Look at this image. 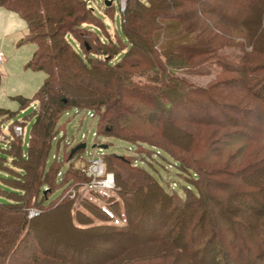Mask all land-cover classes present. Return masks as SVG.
Wrapping results in <instances>:
<instances>
[{
    "label": "rangeland",
    "instance_id": "1",
    "mask_svg": "<svg viewBox=\"0 0 264 264\" xmlns=\"http://www.w3.org/2000/svg\"><path fill=\"white\" fill-rule=\"evenodd\" d=\"M102 1L104 2V0ZM117 1L120 4L123 2L125 8L126 0ZM151 1L153 10L158 11L157 0ZM210 1L213 5L211 10L207 11L202 8L207 13H201L200 10V12L195 10V6L193 7L187 3L182 5L181 9L175 8L176 13H182L183 11L195 12L198 19L202 21V26L197 25L199 29L194 27L189 31V40L194 38L197 42L193 44L192 40L190 43L193 46H201L199 43L202 42V39L205 43L212 44V49L203 55L194 56L190 59L184 58L182 55L176 59L173 58L174 71H171L172 67H168L165 72H162L167 76L166 82L171 76L179 81L181 91L178 93L179 100L177 102L171 103L170 107L164 111L165 106L170 103V98L162 97L161 102H159L160 109L155 108L156 111H153L151 110L153 108L150 107L153 103L151 98L143 97L142 94L135 93L129 88L121 87V91L117 89V91H120V100L118 101L121 103L120 105L128 103L130 98L133 101L132 103L136 104V106H132L133 113H127L129 117L126 115L130 124L129 131L144 137L137 138L141 142L145 141L153 146L145 143L133 147L132 144L119 139L98 136L95 118H90L91 115L89 116L85 111L70 109L61 116L57 124V134L51 141L47 158L45 157L46 160H42L38 170L41 173L44 168L47 173L53 167L46 180L49 188L44 185L41 190L42 192L46 188L43 192L46 190L48 192L44 195V198H49L42 202V198L39 197V204H34L33 199H31L30 209L27 212V218L31 220L33 229L38 224V227H41L38 232L31 230L38 242L29 238V245L32 246L30 253L41 248L43 253L63 252L69 258L73 257L71 255L75 256L79 251L80 254L76 264H195L188 253L183 252L182 255L179 252L172 253L156 243H150L155 236V229L152 227L154 224L157 225L155 220L152 221L151 227L143 226L141 221L140 225L144 229L138 235L136 233H117L115 231L83 234L76 233L71 229L68 220L69 208H71V213H76L82 222L92 220L95 225L103 224L98 220H106L105 224H112L107 221V219H110L108 215L99 212L96 206H106V203L114 204L118 202V206L107 208L114 216H118L123 209V205L114 193L105 190L100 191L102 193H95L87 187L81 188L87 183L84 179V177H87L83 174L82 171L84 170L82 168L90 167L84 159L92 160L98 156L102 158L103 155L127 157L130 162L136 160L137 163L134 165L136 169H129L133 175L131 178L134 179L128 183L129 186L136 181L141 182V179L145 180V170L165 189H167L168 180H170V184L171 182L176 183L178 187L175 189V194L181 198L185 197L187 189L195 196L197 191L180 176V174L186 176L189 173L181 168L178 169L175 162H181L184 167L192 169L210 167L212 170L216 166L222 169L227 168L229 176L217 175L213 179L221 180V185L224 186L223 188L220 186L222 189L218 183L211 186V188L206 187L211 196H208L207 192L205 196L215 204L210 202V216L206 223L202 221L201 224L207 225V228L212 229L214 233L216 232L218 235L216 250L223 248L222 250L227 251L230 257L231 262L225 259L224 262L219 264H235L234 261L238 259L237 255L234 257L226 249L229 242L237 246L241 243L240 246L248 248L253 255H258L255 248L259 244L261 247L263 246L262 250L264 252L263 199L249 200L247 198L245 204L249 209L243 210L240 209V206H237V200L232 192V190L238 191V188L243 189V191L246 190L249 186L247 185L248 182H253L256 185H262L264 182V166L247 171L248 173L242 175V177L239 175L238 179L233 178L235 170H239L237 172L240 173L246 172L252 162L264 160V55L256 48L258 45L264 46V25L261 27V16L256 18V12L264 11L261 10V6H264V0ZM91 3L95 8V15L103 22L106 32L116 35L123 44H126L120 29V17L116 3H114V21L109 17H105L99 11L98 4L100 3L98 0H91ZM69 6V4L66 5L67 8ZM218 7H220V11L217 9ZM218 12L224 13L228 18L241 13L243 14L241 15L242 23L244 20H248V23L237 25L223 18ZM4 13H0V55L2 57L0 60V110H6L14 114L4 115L0 118V137L6 135L9 139H14L15 136L17 138L0 141V201L4 203L8 200L10 203L22 204L26 202L29 195L26 191L23 193L22 190L27 188L31 177H23L21 168L29 166L31 161L28 163L22 162L18 157L13 160L12 157L16 156L15 151L18 148L20 137H18V133L13 137L10 130L25 124L21 136V148L23 154L27 155L31 129L34 123L33 114L37 110V104H27L26 109L20 110L19 104L14 98L21 97L31 100L40 88L45 75L42 72H32L24 68L26 61L30 60L34 52V45H18L20 40L27 35L26 25L18 15L11 12L17 16L22 25L24 23V26L11 24L8 27L6 19L9 15L5 13V16L2 17ZM169 13L173 14L174 12ZM262 14L264 16V13ZM141 15L145 16L142 13L139 15L140 18ZM193 21L194 18L190 21L191 25ZM153 22L157 27L150 24L151 26L148 25V35L147 32L143 34L155 41H153V44H156L155 49H157L161 45L162 34H164L163 30H158V25L167 22L175 23V20L160 21L159 18H155ZM201 29H204L203 35L201 32L199 33ZM173 32L172 35L169 32L167 34L173 36ZM197 33L199 34L197 35ZM168 35L165 36L169 37ZM144 36L133 34L132 37L133 40H136V48L143 51L145 50L141 48L140 44L143 40H146ZM200 36L202 37L200 38ZM252 43L257 46L253 47ZM119 48V52L122 53L125 46L119 44ZM141 57L139 60H141ZM137 58L135 59L137 60ZM142 62L148 67V70L150 66L157 65L154 55L147 57L146 60L143 59ZM201 62L206 64L203 67L187 69L189 65ZM141 69L145 68L139 67L129 71L134 76L138 75ZM105 76L99 79L95 77L94 80L96 81L94 83L89 80L86 81L81 76H77L74 80L86 90L95 93L116 91V88L109 84L113 76ZM148 93L151 95L157 94L151 88H149ZM138 108L147 110L143 120L135 118L134 111H139ZM35 145L36 142L32 141L30 152L35 149ZM80 145H84V148L79 149L69 158L71 152ZM102 146H105L106 149L101 150ZM68 159H72L71 170L78 174L77 177H64L70 168V164L67 163ZM107 160L104 161V164L102 163L103 180L113 187L116 184L122 186L125 176L123 177L121 167H118L117 161L116 163L110 161L111 159ZM56 170L60 174L57 182L62 180L58 186L50 184ZM121 172L122 174L118 175ZM192 173L194 172L192 171ZM116 175H118V178ZM194 176L196 177V175ZM143 182L146 183V181ZM215 182L217 181L215 180ZM39 185L40 183L35 185L34 191ZM152 187L154 190V186L151 185ZM229 187L233 189L225 191ZM219 189L221 191H218ZM243 191L241 192L243 193ZM60 193H62L61 198L56 200ZM91 194H98L104 199L96 198ZM33 195L35 197L36 193ZM70 200H72V204ZM49 203H52V205L46 208ZM41 204L45 207H42ZM219 205L225 207V212ZM222 213H225L232 221L220 219ZM133 218H135V215ZM154 218L159 221V218L162 217L157 214ZM73 221L76 222L75 219ZM113 222L120 223L121 220L115 218ZM240 240L241 242H239ZM212 256L224 257L218 251L212 253ZM260 259L263 261H255L253 257L252 261L254 264L264 263V259ZM45 261L43 260L42 264H46ZM252 261L249 259L248 264L253 263Z\"/></svg>",
    "mask_w": 264,
    "mask_h": 264
},
{
    "label": "trees",
    "instance_id": "2",
    "mask_svg": "<svg viewBox=\"0 0 264 264\" xmlns=\"http://www.w3.org/2000/svg\"><path fill=\"white\" fill-rule=\"evenodd\" d=\"M98 1L100 3L98 4L99 11L105 17H109L113 21L115 16L114 3H116L120 17V29L126 44H123L116 35L106 32L103 22L95 15V8L91 0H0V8L15 13L26 25L27 35L20 40L18 45H34V52L30 60L26 61L24 68L32 72H42L45 75L40 88L31 100L21 97L14 98L18 102L20 110L26 109L30 103H36L37 110H35L33 114L34 123L31 129L27 155H24L22 152L21 134L18 136L20 139L18 148H16L15 151L16 156L12 157L13 160L18 157L22 162L28 163L31 161V164L29 166L27 165L28 167L21 168L23 177H31L27 184V188L22 190L23 193L26 191L27 194H29L26 198L27 203H10L8 200L2 203L0 201V264H42L43 260H46V264L77 263L76 261L80 254L79 251L75 256L71 255L73 257L69 258L63 252L52 251L51 254L43 253L41 248L30 253L32 246L29 245L28 242L29 238L38 242L36 237L33 236L32 231L38 232L41 227H38V224L34 226L33 229L31 220L27 218V212L28 209H30L31 199H33L34 204H39V197L42 198V202L49 198H44V195L48 192L47 190L43 192L46 188L42 192L41 190L42 186L47 185V176L53 167L47 173L44 168L41 173L40 171L38 172V170L40 169L39 167L42 160H46L47 158L51 141L57 134V124L61 116L66 114L70 109L85 111L89 116L91 115L90 118H95L98 136L119 139L132 144L133 147L145 143L149 146H153L145 141L141 142L137 138L144 137H140L133 131H129L128 128L130 124L129 121H127V113L132 114L133 107L136 106V104H133L130 98L128 103L120 105L121 103L118 101L120 100L121 87L126 89L129 88L135 93L142 94L143 97L151 98L154 104L152 103L150 107L153 108L151 109L153 111H156L155 108H157V110L160 109L161 106L159 102H161L162 97L166 99L170 98V103L164 108L165 111L170 107L171 103H175L179 100L178 93L181 91V87L178 83L179 81L174 79L171 75L169 76L172 78L169 77V80L166 82L167 76L162 72H165L168 67H172L171 71H174L173 69L175 66L173 58L176 59L178 56L182 55L184 58L190 59L194 56L208 53L210 49H212V44L205 43L203 39L199 44L204 48L200 45L201 48L198 45L193 46L190 43L192 40L193 44L197 43L194 38L189 40L188 35L190 29H194V27L199 29L197 25L202 26V21L198 19L195 12L183 11L182 13H176L175 11V8L181 9L182 5L187 3L193 7L195 6V10H200L201 13H207L203 11V9L207 11L211 10V6L213 5L210 0H157L158 11L153 10L154 8L151 0H126L123 12L120 11V5L117 0L112 2L110 6H106L102 0ZM67 4L70 5L68 8L66 7ZM206 6L209 8L207 9ZM217 9L219 10L220 7ZM261 10H264V6H261ZM169 12L174 13L171 14ZM142 13L145 14V16L141 15L142 17L140 18L139 15ZM256 13V18L261 16L260 22L262 27L264 25V16L262 14L264 11ZM219 14L229 22L231 21L237 25H245L248 23V20H244L242 23L241 15L243 14L241 13L234 14L231 18H228L227 15L222 12ZM155 18H159L160 21L175 20V23L167 22L166 24L158 25V30H163L164 34H162L161 45L160 47L158 46L157 49H155L156 44H153L154 40L147 38L143 34L147 32L148 35V25L152 24L157 27L153 22ZM193 18L194 21L191 25L190 21ZM182 24L185 25L183 26ZM174 29L175 31L173 32ZM201 30H199V33L201 32L203 35L204 29ZM171 31L174 33L173 36L167 34L169 32V34L172 35ZM199 33H197V35ZM133 34H135V36L138 34L146 38V40H143L142 44H140L141 48L145 51L136 48L137 43L136 40L132 39ZM201 37L202 36H200V38ZM119 44L125 46L122 53L119 52ZM252 44L253 47L257 46L255 43ZM258 46L256 48L263 52L262 54L264 55V46ZM153 55L157 60V62H155L157 65L150 66L148 70V67L142 60H146L147 57ZM140 57L141 60H139ZM135 58H137V60ZM204 64L201 62L189 65L187 69L191 70V67H203ZM139 67L145 69H141L138 75H131L130 71ZM108 75L113 76L109 84L116 88V91L117 89L120 91H114L115 93L110 91L95 93L86 90L74 80L77 76H81L86 81L89 80L94 83L96 81L94 80L95 77L99 79L102 76L107 77ZM133 81L135 82L132 83ZM149 88L155 90L157 94L151 95L148 93ZM138 109L139 111H134L135 118L143 120L147 110L145 108ZM10 114L13 115L14 113L0 110V118L4 115L10 116ZM24 125L25 124L20 126L22 131L24 130ZM10 131L11 135L15 136L13 129ZM15 138L17 137L15 136L14 139ZM7 139L14 140L13 138L9 139L6 135L0 137L1 142ZM32 141H35L36 145L31 153L30 145ZM107 159H111L110 161H117L118 167H121L123 172V177L125 176V179L122 181L123 185L120 186L116 184L111 192L120 200L123 209L119 212L118 216H114L107 208L118 206V202L114 204L106 203V206L95 205L99 212L108 215L110 219H107V221L112 223L105 224L104 222L106 220H98L103 224L95 225L92 220L82 222L76 213H71V208H69V226L73 231L83 234L98 231H115L117 233H136L138 235L139 233L141 234L144 225L151 227L152 221L155 220L157 221V225L154 224L152 226L155 229V236L150 243H156L172 253L179 252L180 255H182L183 252L188 253L192 262L195 264H219L224 262L225 259L231 262L227 251L222 250L223 248H218V250H216L218 247L216 244V241H218L216 240L218 238L216 232L214 233L212 229L207 228V225L201 224L202 221L206 223V220L210 216V202L215 204L210 198L205 196L206 192L208 196H211L206 187L211 188V186L218 183L219 187L221 186L223 188L224 186L221 185V180L215 179L217 181L215 182L213 179L217 175L224 177L229 176L226 170L227 168L222 169L216 166V168L212 170L210 167L192 169L190 167H184L181 162H175L178 165V169L181 168L183 171L189 173L183 176L179 172L180 176H182L186 182H189L197 191V195L195 196L187 189L185 197L181 198L175 194V189L178 187L176 183L171 182L170 184V180H168L166 185L167 189H165L145 170V180L141 179V182L136 181L129 186L128 183L134 180L131 178L133 175L129 169H136L134 166L135 163H137L136 160L130 162L127 157L103 155L101 158L102 163L104 164V161H108ZM71 160L72 159H68L67 163L70 164V168L65 173L64 177H77L76 175H78L71 170ZM263 166L264 160L252 162L246 172L243 171L240 173L237 172L239 170H235L233 178L238 179L239 175L242 177V175L248 173L247 171ZM192 171L194 173H192ZM201 171H203V173H201ZM122 172L118 173V175L122 174ZM118 175H116L117 178ZM194 175H196V177ZM58 176H60V174L58 170H56L54 176H52L50 180L51 185L58 186L61 183L62 180L57 182ZM84 179L87 182L84 186H87L90 180L85 177ZM143 181H146V183ZM37 183H40V185L34 191V187ZM248 183V190L246 189L243 191V189L240 190V188H238V191H234L232 190L233 188L230 187L224 189L225 191L232 190L234 198L237 200V206L241 207L240 209H249L245 204L247 203V198L249 200L261 198L263 199L262 204L264 206V182L262 185H256L253 182ZM151 185L154 186V190L153 187L151 188ZM84 186H81V188ZM221 189L218 191H221ZM241 191H243V193ZM35 193L36 196L33 197ZM61 194L62 193H60V196L56 200L61 198ZM91 195L99 199H104L98 194ZM70 201L72 204V200ZM52 203H49L46 208L52 205ZM41 206L45 207L42 204ZM219 207L225 212V207L220 205ZM157 214L162 217L159 218V221L154 218ZM134 215L135 218H133ZM262 215L264 216V212H262ZM115 218L120 219L121 222L114 223L115 221L113 222V219ZM73 219H75L76 222H74ZM220 219L232 221L229 220V217L225 215V213H222ZM141 221L143 226L140 225ZM239 242H241V240ZM36 244L38 245V243ZM240 244L241 243L237 246L229 242V244L226 245V249H228L234 257H236V255L238 256V259L234 261L235 264H248L249 259L252 261L253 257L255 261H263L260 259H264L263 246L261 247V245L257 244L255 250L258 255H253L248 248L240 246ZM215 251L222 253L224 257H213L212 253ZM250 264H254V262Z\"/></svg>",
    "mask_w": 264,
    "mask_h": 264
},
{
    "label": "built area",
    "instance_id": "3",
    "mask_svg": "<svg viewBox=\"0 0 264 264\" xmlns=\"http://www.w3.org/2000/svg\"><path fill=\"white\" fill-rule=\"evenodd\" d=\"M120 4V3H119ZM120 11H124V4L121 2L120 4ZM1 55H0V60H1ZM14 134H19V136L22 134V129L20 127H14L13 128ZM85 162H87L90 167L84 169L83 174L90 180L89 186L91 189L94 190H112L113 186L111 184H107L105 180H103L104 177V172H103V165H102V160L101 157L98 156L96 159H84ZM83 165V161L81 162ZM31 218V216H29Z\"/></svg>",
    "mask_w": 264,
    "mask_h": 264
},
{
    "label": "crops",
    "instance_id": "4",
    "mask_svg": "<svg viewBox=\"0 0 264 264\" xmlns=\"http://www.w3.org/2000/svg\"><path fill=\"white\" fill-rule=\"evenodd\" d=\"M5 12L7 15H9L8 19H6V25L9 27L11 26V24H15L16 26H19L18 24H20V27L24 26V23L22 25V23L17 19V16L12 14L11 12H8L6 10H4L3 8H0V13ZM5 13L2 14V17L5 16Z\"/></svg>",
    "mask_w": 264,
    "mask_h": 264
},
{
    "label": "water",
    "instance_id": "5",
    "mask_svg": "<svg viewBox=\"0 0 264 264\" xmlns=\"http://www.w3.org/2000/svg\"><path fill=\"white\" fill-rule=\"evenodd\" d=\"M113 1H114V0H104L106 6H109ZM83 148H84V145H80L78 148H76L75 150H73V151L71 152L69 158H71L72 155H73L76 151H79V149H83ZM93 148H94V146H93ZM100 149H101V150H105L106 147H105V146H102Z\"/></svg>",
    "mask_w": 264,
    "mask_h": 264
}]
</instances>
